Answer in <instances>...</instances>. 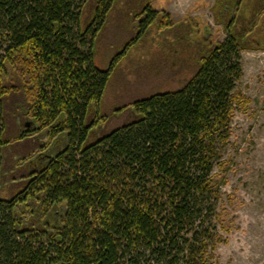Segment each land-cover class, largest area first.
Returning a JSON list of instances; mask_svg holds the SVG:
<instances>
[{
    "label": "trees",
    "instance_id": "trees-1",
    "mask_svg": "<svg viewBox=\"0 0 264 264\" xmlns=\"http://www.w3.org/2000/svg\"><path fill=\"white\" fill-rule=\"evenodd\" d=\"M132 1L0 0V264H217L231 231L225 151L252 103L238 88L241 3L215 0L228 37L204 40L183 88L124 106L136 119L93 140L113 71L94 62L110 15H139L128 46L177 26Z\"/></svg>",
    "mask_w": 264,
    "mask_h": 264
},
{
    "label": "rangeland",
    "instance_id": "rangeland-1",
    "mask_svg": "<svg viewBox=\"0 0 264 264\" xmlns=\"http://www.w3.org/2000/svg\"><path fill=\"white\" fill-rule=\"evenodd\" d=\"M146 1L133 0V9L142 8ZM237 1L241 11L232 8L239 21L233 30L241 27L238 39L248 48L241 52L244 77L238 88L252 103L247 113H237L225 151V159L232 162L219 206L231 231L223 234L228 242L219 247L217 264H264V0ZM149 2L155 10L169 12L177 26L159 30L155 24L141 41L128 46L137 37L139 15L122 6L110 15L97 39L94 62L104 70L113 66V71L100 104L106 118L93 131V140L136 119L132 109L123 110L124 106L183 88L200 67L204 40L214 44L228 37L230 19L225 25L217 23L212 11L215 0ZM256 17L254 31L246 32Z\"/></svg>",
    "mask_w": 264,
    "mask_h": 264
},
{
    "label": "flooded vegetation",
    "instance_id": "flooded-vegetation-1",
    "mask_svg": "<svg viewBox=\"0 0 264 264\" xmlns=\"http://www.w3.org/2000/svg\"><path fill=\"white\" fill-rule=\"evenodd\" d=\"M258 45L261 46L260 43Z\"/></svg>",
    "mask_w": 264,
    "mask_h": 264
}]
</instances>
